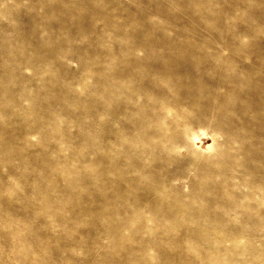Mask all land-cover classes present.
<instances>
[{"label": "rangeland", "instance_id": "rangeland-1", "mask_svg": "<svg viewBox=\"0 0 264 264\" xmlns=\"http://www.w3.org/2000/svg\"><path fill=\"white\" fill-rule=\"evenodd\" d=\"M0 264H264V0H0Z\"/></svg>", "mask_w": 264, "mask_h": 264}]
</instances>
